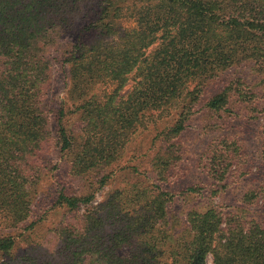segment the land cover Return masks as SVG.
I'll use <instances>...</instances> for the list:
<instances>
[{
	"label": "trees",
	"instance_id": "trees-1",
	"mask_svg": "<svg viewBox=\"0 0 264 264\" xmlns=\"http://www.w3.org/2000/svg\"><path fill=\"white\" fill-rule=\"evenodd\" d=\"M126 19L135 26H122ZM248 60L264 70V0H0V264H207L208 255L210 264H264V220L209 205L176 222L169 192L139 181L97 204L92 192L57 195L58 205L85 210L55 228L60 242L50 255L16 256L10 233L32 213L46 143L59 146L74 177L117 165L134 135L164 117L173 121L160 141L174 149L206 83ZM54 63L68 78L75 132L65 107L56 129L48 125ZM230 96L228 88L212 95L206 113L234 112ZM230 142L222 139L227 149ZM226 148L219 161L231 164ZM172 161L174 151L156 153L159 181ZM261 185L244 194L240 209L257 194L264 204Z\"/></svg>",
	"mask_w": 264,
	"mask_h": 264
},
{
	"label": "rangeland",
	"instance_id": "rangeland-1",
	"mask_svg": "<svg viewBox=\"0 0 264 264\" xmlns=\"http://www.w3.org/2000/svg\"><path fill=\"white\" fill-rule=\"evenodd\" d=\"M121 24L124 27L135 26L133 19H126ZM73 32L65 35L60 43L71 40ZM62 70L61 63H54L46 97L52 109L48 125L52 130L56 129V112L65 107L66 126L75 132L80 121L71 112L67 99L68 78ZM223 88L229 89L235 111L207 114L203 107L206 100ZM203 90L193 114L186 120L184 131L173 140L174 149L164 147L160 141V131H165L173 121L172 117H164L134 135L117 165L93 176L74 177L68 173L67 159L59 151V146L46 143L42 150V174L31 195L32 213L19 228L10 231L15 241L13 253L20 257L25 253L45 256L58 246L60 241L55 228L85 210L84 204L74 210L58 205L56 201L60 193L86 195L92 192V203L97 204L104 202L109 193L126 188L135 181L145 185L155 183L166 189L171 195L168 201L170 218L176 219V222H183L188 210H204L209 205L221 209L223 213L238 211L247 218L264 220V204L257 198L258 194L254 200L249 196V202H252L240 209L244 194H250L264 182V154L261 152L264 113L258 107V98L262 100L261 97H264V70L253 61L241 62L210 79ZM254 100H257L256 106L251 102ZM223 138L231 140L230 148L222 143ZM160 148L162 151L165 148L174 151V161L169 166L165 181L158 180L156 163L153 162ZM221 148H226L232 156L231 164L225 159L219 161ZM215 165L218 171L212 172L211 166ZM107 173H111L107 183L99 188L98 180ZM90 187L95 189L90 190ZM188 188L196 191H189ZM176 222L172 224L175 229ZM211 259L208 255L207 264L211 263Z\"/></svg>",
	"mask_w": 264,
	"mask_h": 264
}]
</instances>
